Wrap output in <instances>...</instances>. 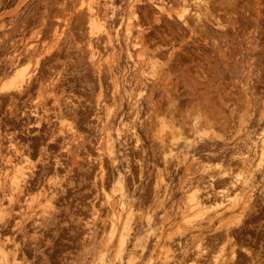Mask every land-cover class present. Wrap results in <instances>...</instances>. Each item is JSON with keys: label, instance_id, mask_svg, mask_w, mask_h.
Masks as SVG:
<instances>
[{"label": "rangeland", "instance_id": "rangeland-1", "mask_svg": "<svg viewBox=\"0 0 264 264\" xmlns=\"http://www.w3.org/2000/svg\"><path fill=\"white\" fill-rule=\"evenodd\" d=\"M262 141L264 0H0V264H264Z\"/></svg>", "mask_w": 264, "mask_h": 264}, {"label": "bare ground", "instance_id": "bare-ground-1", "mask_svg": "<svg viewBox=\"0 0 264 264\" xmlns=\"http://www.w3.org/2000/svg\"><path fill=\"white\" fill-rule=\"evenodd\" d=\"M194 1V0H193ZM207 4V3H206ZM90 6V5H89ZM88 6V8H89V15H92L93 16V10L92 9H90V7ZM208 6V5H207ZM160 8H162V6L160 5L159 6ZM220 7V6H219ZM219 9V8H218ZM186 10H187V8H186V6H182V11L183 12H186ZM216 10V9H215ZM205 12V11H204ZM182 13V12H181ZM226 14V13H225ZM192 15V14H191ZM212 16V15H211ZM193 17V16H192ZM218 17V16H217ZM221 17V16H220ZM225 17V16H224ZM222 18V17H221ZM202 20H204V19H202ZM228 21V20H227ZM217 24V23H216ZM214 25V24H213ZM215 26V25H214ZM219 26V25H218ZM104 27V25L102 26V28ZM220 29V28H219ZM222 31V30H221ZM103 32V31H102ZM106 33V34H105ZM93 34V33H92ZM103 34H105L106 36H104V37H106V39H105V41L107 40V42H108V44H109V42L111 41V38L109 37V33L107 32V31H104V33ZM103 37V36H102ZM108 38V39H107ZM91 41V40H90ZM92 42V41H91ZM112 42V41H111ZM90 45V44H89ZM89 47V46H88ZM91 47V46H90ZM106 51H107V49H106ZM90 52H91V54H92V57H94L95 55H96V53H97V50H96V48H95V46H93V47H91V50H90ZM100 53V52H99ZM105 55V54H104ZM157 58V57H156ZM102 59V58H101ZM158 60V59H157ZM157 65V64H156ZM152 67V66H151ZM12 71V70H11ZM13 72V71H12ZM23 72V71H22ZM24 73V72H23ZM22 73V74H23ZM15 74H17V73H15ZM18 75V74H17ZM24 75V74H23ZM23 75H21L22 77H24ZM18 76H20V74L18 75ZM16 78H18V77H16ZM20 79V78H19ZM22 79H24V78H21L20 80L21 81H24V80H22ZM12 80V79H11ZM16 79H14V81H15ZM17 81H18V79H17ZM12 84H13V82H12ZM15 88V87H14ZM5 136V135H4ZM254 144V143H253ZM257 146H259V148H258V155H259V157L261 156H264V143H263V141L259 144V145H254V146H252L253 147V149H255V148H257ZM257 150V149H256ZM8 152V151H7ZM6 152V153H7ZM248 154V153H247ZM253 155H255V154H253ZM249 156V155H248ZM8 157V156H7ZM246 156H245V154H244V158H245ZM260 157V158H261ZM29 158V157H28ZM258 158V157H257ZM248 159V158H247ZM21 161H23V160H21ZM6 162H7V164L8 165H10V166H8V167H10L11 169H15V165H16V163H18V162H14V165H13V161L10 159V158H8L7 160H6ZM24 162H26V158L24 159ZM245 163V161L243 160L242 161V163ZM7 166V165H6ZM6 168V167H5ZM16 168H18V165H17V167ZM25 167H22V169L20 168V169H16V171H15V174H12V176H11V178L9 179V181L11 180V183L12 184H14V185H16V188H15V190L13 191V189H12V187H11V191L8 193L10 196H14L15 195V193L16 192H24V190H25V188H26V183H27V181H26V179H25V175H26V172H24L25 171V169H24ZM4 169V168H3ZM6 177H9V174H6L5 175ZM5 176H4V178H5ZM21 179V180H20ZM237 180V179H236ZM235 180V181H236ZM21 181H23L22 182V184H20L21 183ZM233 183H234V181H233ZM2 184L0 183V186H1ZM27 185H28V183H27ZM11 186V185H10ZM227 188V187H226ZM225 188V189H226ZM229 188V187H228ZM23 189V190H22ZM62 189V188H61ZM41 192V191H40ZM222 192V191H221ZM224 192V191H223ZM233 192V191H232ZM227 195H229V192H225ZM224 193V195H226ZM231 193V192H230ZM232 194V193H231ZM25 195V194H24ZM213 195V194H212ZM36 196V195H35ZM40 196V195H39ZM108 196V195H107ZM223 196V195H222ZM241 196V195H240ZM10 198V197H9ZM219 198V197H218ZM239 198H241V197H239ZM44 199V198H43ZM220 199V198H219ZM204 200V199H203ZM218 200V199H217ZM216 200V201H217ZM222 200H224V199H222ZM240 200V199H239ZM238 200V201H239ZM9 201H11V200H9ZM8 201V202H9ZM19 201V200H18ZM45 201V200H44ZM48 201V200H47ZM190 201L192 202V204H193V206H197V207H199V210L200 211H205V205H204V203H202V201L199 199V197H197L195 194H192L191 196H190ZM225 201H226V199H225ZM236 202V199L234 200L233 199V202ZM203 202H205V201H203ZM208 202V201H207ZM232 202V203H233ZM20 203V202H19ZM117 203V202H116ZM119 203V202H118ZM222 203V202H221ZM225 203V202H224ZM223 203V204H224ZM228 203H230L231 204V201L230 202H228ZM237 203V202H236ZM239 203V202H238ZM4 204V203H3ZM123 204L124 203H121L120 202V204H119V206L120 205H122V207L120 206V208L121 209H124V207H123ZM124 205H126V203L124 204ZM222 205V204H221ZM233 204H231V206H232ZM236 205H238V204H236ZM2 206V205H1ZM115 206V205H114ZM234 206H235V203H234ZM126 207H127V205H126ZM115 209V208H114ZM119 209V208H118ZM120 209V210H121ZM112 210V209H111ZM112 211H114V210H112ZM122 211V210H121ZM126 211V210H125ZM207 211V210H206ZM116 212H118V211H116ZM113 213V212H112ZM114 214H116L115 213V211H114ZM118 214V213H117ZM113 215V214H112ZM119 215V214H118ZM114 216V215H113ZM2 218V217H1ZM113 225H115V224H113ZM112 227V226H111ZM115 230V229H114ZM113 233V232H112ZM111 235V234H110ZM235 245V244H234ZM233 249V248H232ZM234 257V256H233ZM213 261V260H212ZM211 261V262H212ZM220 261V260H219ZM212 264H219L217 261H215V262H213Z\"/></svg>", "mask_w": 264, "mask_h": 264}]
</instances>
